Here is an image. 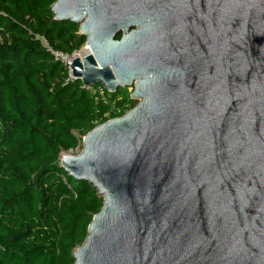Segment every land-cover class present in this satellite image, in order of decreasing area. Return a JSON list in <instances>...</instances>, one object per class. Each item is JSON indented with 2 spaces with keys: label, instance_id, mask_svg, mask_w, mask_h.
Wrapping results in <instances>:
<instances>
[{
  "label": "water",
  "instance_id": "1",
  "mask_svg": "<svg viewBox=\"0 0 264 264\" xmlns=\"http://www.w3.org/2000/svg\"><path fill=\"white\" fill-rule=\"evenodd\" d=\"M51 10L86 36L71 77L139 99L61 158L103 198L75 264H264V0Z\"/></svg>",
  "mask_w": 264,
  "mask_h": 264
},
{
  "label": "trees",
  "instance_id": "2",
  "mask_svg": "<svg viewBox=\"0 0 264 264\" xmlns=\"http://www.w3.org/2000/svg\"><path fill=\"white\" fill-rule=\"evenodd\" d=\"M56 0H0V264H75L103 198L60 166L94 127L136 105L118 88L92 93L36 38L65 52L86 43L56 20ZM119 37V36H118Z\"/></svg>",
  "mask_w": 264,
  "mask_h": 264
},
{
  "label": "built area",
  "instance_id": "3",
  "mask_svg": "<svg viewBox=\"0 0 264 264\" xmlns=\"http://www.w3.org/2000/svg\"><path fill=\"white\" fill-rule=\"evenodd\" d=\"M36 38H38L41 41V44L46 49V51H48L56 60L61 61L64 64V66L68 69V80H70L72 82L77 81L76 78L71 77L70 72H69V67H70L71 61H73L76 57L82 58L83 56L86 55L85 54V55L81 56V52H82L80 49L81 47L79 49H76L72 53H69V52H65V51H62V50L56 48L52 44V42L48 38H46L45 36L37 35ZM82 87L87 89L88 91H90L92 93H98L101 96L104 95V92L106 90L101 84H95V85L87 86V85H84L82 83Z\"/></svg>",
  "mask_w": 264,
  "mask_h": 264
},
{
  "label": "rangeland",
  "instance_id": "4",
  "mask_svg": "<svg viewBox=\"0 0 264 264\" xmlns=\"http://www.w3.org/2000/svg\"><path fill=\"white\" fill-rule=\"evenodd\" d=\"M4 41H5L4 37L0 36V42H4ZM87 48L88 47H87V45L85 43L80 49H81V51H84V50H88L89 51V49H87ZM81 56H82V54H81ZM122 89H126L127 92H129V93L131 92L132 93L134 87L133 86H128V87H123ZM131 98L136 102V104L139 102V99L133 98L132 96H131ZM74 134L77 135L78 137H82V139L84 137L80 132H77V131H75ZM82 147H83V140L80 142V145L77 148H75V149H71V150H67V151L66 150H62L61 153H60V156H59V163H61V158H62V156L64 154H67V153L68 154H72V155L80 154V152L82 151Z\"/></svg>",
  "mask_w": 264,
  "mask_h": 264
},
{
  "label": "bare ground",
  "instance_id": "5",
  "mask_svg": "<svg viewBox=\"0 0 264 264\" xmlns=\"http://www.w3.org/2000/svg\"><path fill=\"white\" fill-rule=\"evenodd\" d=\"M88 53H90V51H88V50H84V51H82L81 54H82V56H83V55L88 54Z\"/></svg>",
  "mask_w": 264,
  "mask_h": 264
}]
</instances>
